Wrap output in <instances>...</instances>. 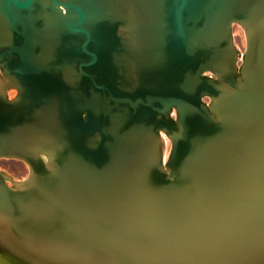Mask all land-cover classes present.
Masks as SVG:
<instances>
[{
  "label": "water",
  "instance_id": "95a60500",
  "mask_svg": "<svg viewBox=\"0 0 264 264\" xmlns=\"http://www.w3.org/2000/svg\"><path fill=\"white\" fill-rule=\"evenodd\" d=\"M1 158L0 264H264V0H0Z\"/></svg>",
  "mask_w": 264,
  "mask_h": 264
},
{
  "label": "rangeland",
  "instance_id": "374dc122",
  "mask_svg": "<svg viewBox=\"0 0 264 264\" xmlns=\"http://www.w3.org/2000/svg\"><path fill=\"white\" fill-rule=\"evenodd\" d=\"M233 35L236 46L239 48V50L244 52L246 49V36L244 28L239 24L234 25ZM10 95L13 97L15 95V91H12ZM170 149V144H167L165 150L166 158L169 156ZM0 169L6 171L16 179H24L29 173V166L24 161L13 158H1Z\"/></svg>",
  "mask_w": 264,
  "mask_h": 264
},
{
  "label": "bare ground",
  "instance_id": "6f19581e",
  "mask_svg": "<svg viewBox=\"0 0 264 264\" xmlns=\"http://www.w3.org/2000/svg\"><path fill=\"white\" fill-rule=\"evenodd\" d=\"M237 48H238V47H237ZM238 49H239V48H238ZM240 51H241V50H240ZM241 52H243V51H241ZM10 97H11V95H10ZM162 140H163V143H164V156H165V150H166L167 144H170V146H171V140H170V138H169L167 135H165V134H162ZM167 158H168V157H167ZM167 158L164 157V160L166 161Z\"/></svg>",
  "mask_w": 264,
  "mask_h": 264
}]
</instances>
